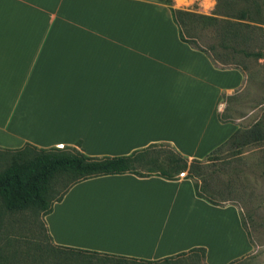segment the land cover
Instances as JSON below:
<instances>
[{"label":"crops","instance_id":"0c3cea01","mask_svg":"<svg viewBox=\"0 0 264 264\" xmlns=\"http://www.w3.org/2000/svg\"><path fill=\"white\" fill-rule=\"evenodd\" d=\"M244 82L183 43L161 2L0 0L2 149L80 141L87 156L115 157L169 143L202 160L236 131L217 114ZM212 216L230 219L227 252L193 235ZM43 220L54 248L101 259L161 263L205 248V264H229L253 248L239 210L197 198L183 178L85 180Z\"/></svg>","mask_w":264,"mask_h":264},{"label":"rangeland","instance_id":"374dc122","mask_svg":"<svg viewBox=\"0 0 264 264\" xmlns=\"http://www.w3.org/2000/svg\"><path fill=\"white\" fill-rule=\"evenodd\" d=\"M170 1L174 9L218 20L215 27H203L186 19L182 25L183 36L188 42L196 43L217 66L234 67L245 77L240 89L224 96L220 113L245 130L252 129L258 121L264 125V0ZM236 34L239 40L234 38ZM215 157L212 184L227 195L224 206L239 210L253 247L230 263L264 264V141L240 148H223ZM8 159L9 154L0 151V172L7 166ZM63 185L61 182L55 185L49 203L62 193ZM212 217L213 220L204 218L205 223L197 227L198 233L193 235L215 238L216 245L227 252L225 247L232 233L230 219ZM211 221L214 223L210 224ZM44 226L40 211H8L0 197V264H205L201 254L186 253L166 262L143 263L60 250L51 245ZM187 228L195 229L190 225ZM191 230L189 232L193 233Z\"/></svg>","mask_w":264,"mask_h":264},{"label":"trees","instance_id":"16d2710c","mask_svg":"<svg viewBox=\"0 0 264 264\" xmlns=\"http://www.w3.org/2000/svg\"><path fill=\"white\" fill-rule=\"evenodd\" d=\"M154 1L168 6L172 20L178 28L179 39L183 43L204 53L217 68H225L217 66L206 52L198 48L196 43L188 42L182 33V25L184 26L186 19L203 27H215L218 25L216 18L174 9L170 0ZM234 38L239 40L240 37L236 34ZM256 56L260 55L256 54ZM222 98L224 99V95ZM217 116L221 123H234L220 112ZM259 141H264V125L261 121L256 122L252 129L248 130L237 125L234 134L202 160L188 159L169 143L150 144L128 155L115 157L87 156L81 149L80 141L76 142L75 146H64L63 148L42 149L30 144H25L18 149L0 148V151L9 154V162L0 172V197L8 211H40L44 217L51 212L54 203L61 202L67 192L80 182L102 176L132 174L140 178L155 176L170 181L180 178L190 180L197 198L210 205L224 207L227 195L212 184L216 173V169H214L215 153L223 148H240ZM76 147L79 150L75 149ZM60 182L64 184L62 193L49 203V196L53 188ZM44 224L43 220V226ZM243 228L245 229L244 225ZM44 229L50 241L46 226ZM77 253L82 254L81 252ZM187 253L201 254L205 257L206 249L193 248ZM184 254L186 253L177 256ZM170 259L172 257L165 258L163 261L166 262Z\"/></svg>","mask_w":264,"mask_h":264},{"label":"built area","instance_id":"2783aa9c","mask_svg":"<svg viewBox=\"0 0 264 264\" xmlns=\"http://www.w3.org/2000/svg\"><path fill=\"white\" fill-rule=\"evenodd\" d=\"M58 148H63L62 146H59ZM181 176H183V174H181Z\"/></svg>","mask_w":264,"mask_h":264},{"label":"bare ground","instance_id":"6f19581e","mask_svg":"<svg viewBox=\"0 0 264 264\" xmlns=\"http://www.w3.org/2000/svg\"><path fill=\"white\" fill-rule=\"evenodd\" d=\"M220 233H221V235H222V234H223V231L221 230Z\"/></svg>","mask_w":264,"mask_h":264}]
</instances>
